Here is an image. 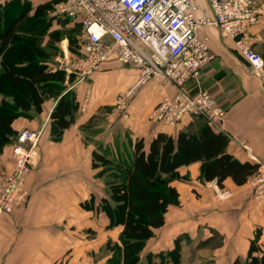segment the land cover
Instances as JSON below:
<instances>
[{
	"label": "crops",
	"instance_id": "0c3cea01",
	"mask_svg": "<svg viewBox=\"0 0 264 264\" xmlns=\"http://www.w3.org/2000/svg\"><path fill=\"white\" fill-rule=\"evenodd\" d=\"M35 1L37 5L47 0ZM200 3L212 16L207 1ZM254 5L263 13L249 32L252 48L261 53L264 0H254ZM199 32L208 35L214 57L202 67L199 79L189 80L185 86L191 92L207 88L225 110L227 150L241 161L264 165V78L253 72L250 62L233 41L222 38L218 28L204 26ZM137 76L135 67L111 60L78 83L75 88L80 102L91 92L88 107L79 112L60 141L51 138L54 99L45 101L41 113L14 121L19 132L26 128L43 132L39 158L25 182L27 199L12 212L0 215V264H51L64 255L72 264H109L112 252L108 243L119 241L122 227H109L104 211L81 205L92 194L97 201L109 194L106 176H97L98 168L93 167V151L117 157L132 152L139 137L149 142L159 132L176 136L202 120L185 116L174 125L151 121L153 107L176 91L173 85L156 80L137 89L130 100L129 117L121 116L112 106L120 90L131 86ZM12 164L9 144L0 156V170H10ZM179 172L187 176L173 181L179 201L169 206L165 224L147 241L143 254L169 250L180 236L181 264H245L257 232L258 243L264 244V200L253 198L249 179L237 185L228 177L222 188L233 194L220 199L213 186L201 179V161L183 165Z\"/></svg>",
	"mask_w": 264,
	"mask_h": 264
},
{
	"label": "trees",
	"instance_id": "16d2710c",
	"mask_svg": "<svg viewBox=\"0 0 264 264\" xmlns=\"http://www.w3.org/2000/svg\"><path fill=\"white\" fill-rule=\"evenodd\" d=\"M60 1L34 5L30 0H0V156L19 134L14 121L41 113L45 101L55 100L49 122L54 141L62 139L81 111L76 85L71 86L76 75L50 65L64 38L70 51L78 53L80 46V23L50 16ZM53 19L58 28H51ZM261 55L264 58V48ZM197 123L176 136L159 132L149 142L139 137L132 152L117 157L93 151V167L97 176H106L109 194L99 201L92 194L81 205L104 211L109 227H122L119 241L108 243L109 264H181L180 236L169 250L143 254L147 241L165 224L169 206L179 201L173 181L187 179L179 167L201 161V179L216 180L221 187L228 177L243 185L258 171L259 163L241 161L227 150L225 133L203 119ZM258 237L257 232L245 264H264V244Z\"/></svg>",
	"mask_w": 264,
	"mask_h": 264
},
{
	"label": "built area",
	"instance_id": "2783aa9c",
	"mask_svg": "<svg viewBox=\"0 0 264 264\" xmlns=\"http://www.w3.org/2000/svg\"><path fill=\"white\" fill-rule=\"evenodd\" d=\"M212 16L200 0H62L50 11L51 17H69L81 25L79 52L56 57L54 68L76 75L72 87L91 78L103 63L116 60L136 68V81L120 90L117 108L129 117V104L137 89L151 80L173 85L176 91L165 95L149 113V119L174 125L185 116L205 120L213 128L224 130L225 110L204 88L191 92L189 80H198L202 67L214 56L209 37L199 31L204 26L219 29L223 39L233 41L236 49L250 62L255 74L264 78V58L252 48L249 28L258 23L262 9L254 0H206ZM72 60H66L68 56ZM51 64V63H50ZM87 91L81 110L88 107ZM43 129H23L12 146V168L0 170V215L10 213L28 197L27 175L39 158L38 146ZM216 197L232 196L216 180L207 181ZM248 183L256 200H264V165L251 175ZM51 264H72L68 256Z\"/></svg>",
	"mask_w": 264,
	"mask_h": 264
},
{
	"label": "rangeland",
	"instance_id": "374dc122",
	"mask_svg": "<svg viewBox=\"0 0 264 264\" xmlns=\"http://www.w3.org/2000/svg\"><path fill=\"white\" fill-rule=\"evenodd\" d=\"M4 1H6V0H2V2H4ZM32 1V0H31ZM34 2H32V3H35L36 4V1L35 0H33ZM71 25H73L72 23H70L69 25H68V27H72ZM51 28L52 29H55V28H58V24H57V21L56 20H52V24H51ZM57 47H58V50H57V53H56V57H58V58H60V59H63L64 57H65V54H66V50H68L69 51V53H72V54H76L77 52H72V51H70L69 50V48H68V39L67 38H64L60 43H58L57 44ZM256 51V50H255ZM258 52V51H257ZM56 57L54 58V60L51 62V64H54V65H52V66H55L56 65ZM66 60H72V57L69 55L68 56V58H66ZM101 69V68H100ZM205 89H207V88H205ZM115 106V107H114ZM114 106H112L113 108L112 109H117V110H119L118 108H117V105H116V103H115V105ZM121 116H123V112L121 111ZM119 122V121H118ZM120 125H122L121 123H119Z\"/></svg>",
	"mask_w": 264,
	"mask_h": 264
}]
</instances>
